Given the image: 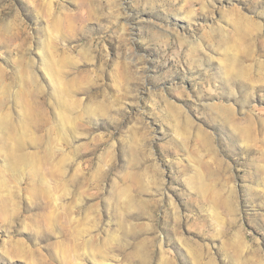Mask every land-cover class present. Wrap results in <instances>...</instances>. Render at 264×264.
Masks as SVG:
<instances>
[{"label":"rangeland","instance_id":"obj_1","mask_svg":"<svg viewBox=\"0 0 264 264\" xmlns=\"http://www.w3.org/2000/svg\"><path fill=\"white\" fill-rule=\"evenodd\" d=\"M0 264H264V0H0Z\"/></svg>","mask_w":264,"mask_h":264}]
</instances>
